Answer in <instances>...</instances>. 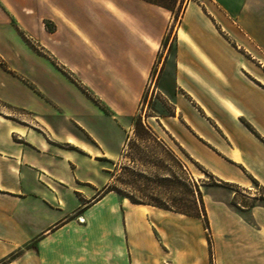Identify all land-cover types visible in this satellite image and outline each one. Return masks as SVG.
<instances>
[{"label": "crops", "instance_id": "crops-1", "mask_svg": "<svg viewBox=\"0 0 264 264\" xmlns=\"http://www.w3.org/2000/svg\"><path fill=\"white\" fill-rule=\"evenodd\" d=\"M173 22L145 0H0L1 48L17 31L30 58L62 75L66 89L55 98L75 114L64 121L85 128L92 143L81 155L63 148L76 145L63 122L39 115L32 128L0 113V264L20 251L7 264H143L136 254L144 248L151 264H171L167 241L178 230L165 216L184 219L181 234L192 236L191 223L204 229L200 219L114 191L95 198L107 187L96 160L123 151L149 83L170 111L142 118L171 152L219 183L264 189V0H189ZM79 85L97 89L104 109ZM204 204L215 264H264V206L235 209L206 195Z\"/></svg>", "mask_w": 264, "mask_h": 264}, {"label": "rangeland", "instance_id": "rangeland-1", "mask_svg": "<svg viewBox=\"0 0 264 264\" xmlns=\"http://www.w3.org/2000/svg\"><path fill=\"white\" fill-rule=\"evenodd\" d=\"M156 1L172 10L171 15L174 19L173 23L176 22L184 6L189 2V0ZM164 42L167 43L168 38H166ZM6 43V48L2 49L0 42V52H7L6 54L3 53L2 56L7 66L1 63L2 65H0V67L4 71H6L7 68L13 72H4L0 70V113L8 114L20 125L31 126L32 128L39 126L36 122L40 121L39 115L48 118L54 123L63 122L65 129L70 132L66 133V139H71L76 144L72 145L67 142L62 144L63 148L74 150L81 155L85 153L80 146L89 149L88 146L92 144L85 128L77 124H71V122H65L63 114H66L68 117H74L75 114H73L72 109H70L67 104L55 98L58 93L62 96L60 91L66 89L65 86L67 83L64 78H62V75L47 66L44 59H40V57L37 56L30 58V55H27L30 43L26 42L19 32L16 31L15 35L10 37ZM170 45L172 47L173 42H170ZM31 50L39 56V49L36 45H31ZM255 63L259 68V61L255 60ZM91 80H93V78L89 77L86 79L87 82H91ZM57 90L58 93L56 94ZM79 90L86 99L88 98L91 101V103L104 109L102 97L95 93L97 89L86 88L79 85ZM82 101L81 98L80 107L86 110V104ZM56 102H58V107L55 105L57 104ZM87 107L90 108L89 105ZM21 108L26 110H22ZM168 111H170V104L168 101L157 92L151 83H149L145 88L138 114L140 113L141 116L145 114L165 115ZM76 116L77 120L89 128L87 119L84 121L81 117H78V115ZM120 125H122L121 121H112L113 129L119 128ZM93 132L97 134V136L101 134L97 129H94ZM117 137L119 141L124 140L125 136L120 133V136H116V138ZM127 138L123 151L117 157L108 160L105 156H100V158L96 160V165L107 169L106 174H103L107 178V187L109 186L110 188L118 190L122 195L135 197L136 199H141L146 202H158L170 205L171 199L179 198L182 193V189H180L175 182L176 177H180L185 181L189 189L194 191V197L196 199L200 196L203 204L204 196L206 195L208 198H219L223 201H228L230 206L235 209H237L236 204L245 207H251L253 205L264 206V189L256 184L251 183L247 188H240L238 186L219 183L198 167L194 168L191 166L192 171L188 165L185 164V162H187L185 156L178 151H172L174 156L183 165V170H181L177 167L168 152L163 150L154 141L152 136L145 133H137L133 128ZM85 171V168H80L79 174ZM105 189L106 186L99 188L95 193V198H98L97 195L103 194ZM77 196L81 203L84 202L80 195ZM81 205H83V203ZM212 210L211 208V211ZM165 217L167 220L170 219V221H174L173 225L178 231L181 230V222L184 221V219L173 215ZM163 218L162 214H160V219L162 220ZM188 228L191 229L192 236L181 234L178 231L169 236L167 243L170 252L169 261L171 264H187V261H191L192 264H205V261L207 264H215L213 255L212 257L209 256V260L208 256H206L207 249L211 252L213 247L212 233H208L205 229L202 230L200 227L197 228L193 223L189 224ZM209 240L211 241L210 247L208 243ZM151 252V249L144 248L140 249V253H134V255L136 254L141 258L143 257V264H151V256L147 257L151 255ZM19 254H22V252L11 254L12 256L3 260L1 264H7L9 261L19 256ZM159 256L164 257L161 250ZM148 258L149 261L147 262Z\"/></svg>", "mask_w": 264, "mask_h": 264}, {"label": "trees", "instance_id": "trees-1", "mask_svg": "<svg viewBox=\"0 0 264 264\" xmlns=\"http://www.w3.org/2000/svg\"><path fill=\"white\" fill-rule=\"evenodd\" d=\"M146 2H149L154 5H158L170 13H172V10L168 8L167 6L161 4L160 2L156 0H145ZM132 127L135 129V132L137 133H145L147 135H150L153 137L154 141L165 151L168 152V154L171 156L173 161L176 163L177 167L181 170H183V165L181 162L174 156V154L166 147V145L163 143V141L158 140L151 128L143 121V118L141 114L139 113L136 117L132 119ZM175 182L177 183L178 187L182 189V193L180 194L179 198L177 199H171V204L166 205L165 203H158V202H146L141 199H136L135 197L122 195L118 190L114 188H110L109 186L106 187L104 193L114 191L118 193L119 195L127 198L132 204H140V205H147L152 206L155 208H158L163 211L173 212L176 214L184 215L187 217L197 218L202 221L203 228L210 233L209 228V221L207 218L206 210L204 207L203 202L201 201L200 196L197 197V199L194 197V191L192 189H189L188 185L185 183L183 179L180 177H176ZM253 184L257 183L253 181ZM234 186V185H233ZM255 206V205H253ZM209 247L211 241L209 240ZM209 256L212 257V252L209 250Z\"/></svg>", "mask_w": 264, "mask_h": 264}]
</instances>
